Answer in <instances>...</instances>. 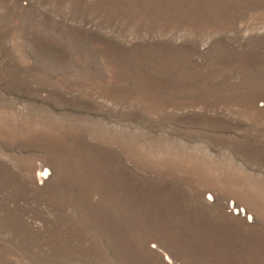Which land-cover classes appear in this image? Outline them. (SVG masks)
<instances>
[{
    "label": "rangeland",
    "instance_id": "374dc122",
    "mask_svg": "<svg viewBox=\"0 0 264 264\" xmlns=\"http://www.w3.org/2000/svg\"><path fill=\"white\" fill-rule=\"evenodd\" d=\"M0 264H264V0H0Z\"/></svg>",
    "mask_w": 264,
    "mask_h": 264
},
{
    "label": "bare ground",
    "instance_id": "6f19581e",
    "mask_svg": "<svg viewBox=\"0 0 264 264\" xmlns=\"http://www.w3.org/2000/svg\"><path fill=\"white\" fill-rule=\"evenodd\" d=\"M39 176H40L41 179L46 178L48 176V169L47 168H44V167H41ZM235 210H238V209L235 207ZM239 212H243V211H240L239 210Z\"/></svg>",
    "mask_w": 264,
    "mask_h": 264
}]
</instances>
